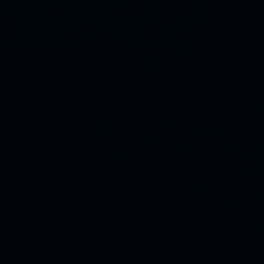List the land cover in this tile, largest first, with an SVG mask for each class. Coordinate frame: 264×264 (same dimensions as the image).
<instances>
[{
  "label": "water",
  "instance_id": "1",
  "mask_svg": "<svg viewBox=\"0 0 264 264\" xmlns=\"http://www.w3.org/2000/svg\"><path fill=\"white\" fill-rule=\"evenodd\" d=\"M0 264H264V0H0Z\"/></svg>",
  "mask_w": 264,
  "mask_h": 264
}]
</instances>
